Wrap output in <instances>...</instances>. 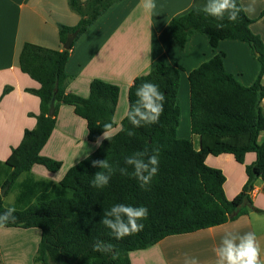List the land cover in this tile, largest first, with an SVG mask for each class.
I'll return each mask as SVG.
<instances>
[{"label":"trees","instance_id":"trees-1","mask_svg":"<svg viewBox=\"0 0 264 264\" xmlns=\"http://www.w3.org/2000/svg\"><path fill=\"white\" fill-rule=\"evenodd\" d=\"M120 1L68 0L71 11L80 17L75 27H59L61 45L77 33L70 50L30 43L23 46L19 68L40 84L38 90H27L40 99V113L30 114L36 118V127L24 132L22 142L5 162L10 172L0 187V213L8 208L4 198L22 174L30 173L35 165L51 173L61 170L62 162L41 154L56 127L61 106L73 107L75 114L87 122L90 142L103 137L105 124H112L111 131L116 128L120 88L96 79L90 84L87 98L69 93L73 77L66 73V65L77 40ZM253 22L241 12L236 22L225 20L226 26L217 29V21L198 8L170 21L169 30L181 50L196 34L206 37L213 49L224 40L246 43L261 67L257 80L249 87L241 85L227 72L224 53L189 74L191 131L201 143L197 151L192 140L177 136L183 68L160 62L149 74L137 78L129 89V109L137 100V87L144 82L154 83L165 96L159 123L134 127L126 117L118 133L103 139L98 149L72 167L60 183L39 182L23 187L15 208L16 221L6 228L41 231L36 264H131V252L145 250L170 236L218 227L248 215L256 182L264 181V143H260L264 132V42L252 31ZM11 90H4L0 103ZM53 99L55 113L50 117ZM155 148L159 149L158 173L142 188L124 161L137 151L151 152ZM249 153L256 154V161L246 168L247 182L241 193L229 200L224 174L209 167L206 158L228 154L243 164ZM102 159H107L115 171L109 184L100 189L92 186L94 174L101 170L92 167V161ZM125 167L128 173L121 174L119 169ZM6 187L9 191L2 197ZM117 203L148 209L141 232L117 240L101 223L104 213ZM97 240L111 243L114 252H94Z\"/></svg>","mask_w":264,"mask_h":264},{"label":"crops","instance_id":"crops-1","mask_svg":"<svg viewBox=\"0 0 264 264\" xmlns=\"http://www.w3.org/2000/svg\"><path fill=\"white\" fill-rule=\"evenodd\" d=\"M140 2L122 0L113 5L77 40L66 65V73L73 77L68 85L69 93L87 98L90 84L96 79L120 88L116 128L110 136L118 133L129 111L130 87L137 78L149 74L157 63L182 67L181 85L185 82L189 88V74L224 53L229 74L245 87L255 83L261 67L246 43L224 40L213 49L206 37L196 34L184 50L177 45L169 30L170 21L194 8L202 9L206 0H155L156 8L151 13H146ZM242 2L247 4L249 0ZM247 16L254 21L252 31L264 42V0H256L255 13ZM79 21L80 17L69 8L68 0H0V97L7 87L12 88L0 103V187L10 172L5 162L13 148L20 145L26 130L36 127V118L30 114L40 113V99L27 92L38 90L40 84L20 70V52L26 43L53 50L63 49L59 27H75ZM261 106L264 111V101ZM187 116L191 124L190 108H187ZM88 134L87 122L75 114L74 108L61 106L53 134L41 152L43 156L62 162L61 170L51 173L45 167L35 165L30 173L22 174L9 191L15 196L11 205L4 201L5 206L16 208L23 187L32 183L33 186L39 182L60 183L67 172L92 155L103 140L90 142ZM177 136L192 140L195 150H200V139L192 134L191 129L182 132L179 126ZM260 143H264V132L260 135ZM256 158L255 153H249L245 162L240 164L233 155H209L206 164L222 171L226 178V196L233 200L243 190L247 182L246 168ZM251 196L253 208L249 209L248 215L218 227L170 236L145 250L131 252V264H184L185 256L195 258L198 264H214L213 249L228 231L254 232L264 260L263 180L256 182ZM40 240L41 231L37 229H0L2 263L36 264L34 259Z\"/></svg>","mask_w":264,"mask_h":264},{"label":"clouds","instance_id":"clouds-1","mask_svg":"<svg viewBox=\"0 0 264 264\" xmlns=\"http://www.w3.org/2000/svg\"><path fill=\"white\" fill-rule=\"evenodd\" d=\"M140 6L146 13H151L155 8V0H141ZM202 11L206 16H210L217 21V29H223L228 22H236L240 13L249 15L256 11V0H249L247 4L238 0H206ZM137 100L126 113V117L134 127L143 125H154L159 123L160 116L164 110L165 96L160 91L158 85L151 82L140 84L135 93ZM112 124L104 125L103 139H110ZM129 135H132L129 132ZM125 165L132 168V176L136 178L142 188L148 186L158 173L159 169V149L155 148L151 152L148 149L137 151L125 158ZM92 167L101 169L94 174L92 186L95 188L106 187L115 169L109 164L107 159L92 161ZM121 174H127L128 169L120 168ZM16 209L14 206L8 207L0 213V229L15 223ZM148 209L143 206H132L129 204L117 203L107 210L101 223L110 230L112 236L123 239L134 234H138L144 229L142 221L147 219ZM94 252L111 254L114 246L103 240H97L93 246ZM215 254L214 264H264L261 259V246L254 232L240 234L237 232H225L218 246L213 249ZM184 264H198L195 258L185 256Z\"/></svg>","mask_w":264,"mask_h":264},{"label":"rangeland","instance_id":"rangeland-1","mask_svg":"<svg viewBox=\"0 0 264 264\" xmlns=\"http://www.w3.org/2000/svg\"><path fill=\"white\" fill-rule=\"evenodd\" d=\"M180 89H181V91H180V95L178 97V103H179L181 111H182L180 127H181L182 132H184L187 128H188V131H190V129H191L190 118L187 116V108H190L189 107L190 104L188 105V103H189V88H188V84L183 82ZM8 191L9 190H7V192ZM5 196H6V194H5ZM14 196H15L14 192L11 191L7 195V197L4 198V201H5L6 205H11V203L13 202Z\"/></svg>","mask_w":264,"mask_h":264},{"label":"water","instance_id":"water-1","mask_svg":"<svg viewBox=\"0 0 264 264\" xmlns=\"http://www.w3.org/2000/svg\"><path fill=\"white\" fill-rule=\"evenodd\" d=\"M77 37V33H74L72 35H70L67 38L66 43L63 45V49L64 50H70L74 41L76 40ZM55 113V99L52 100L51 104H50V108H49V116L52 117L54 116ZM8 190V187H6L2 192H1V196L4 197L6 192Z\"/></svg>","mask_w":264,"mask_h":264}]
</instances>
